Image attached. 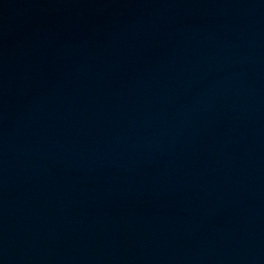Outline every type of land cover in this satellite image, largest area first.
Segmentation results:
<instances>
[{
	"label": "water",
	"instance_id": "95a60500",
	"mask_svg": "<svg viewBox=\"0 0 264 264\" xmlns=\"http://www.w3.org/2000/svg\"><path fill=\"white\" fill-rule=\"evenodd\" d=\"M0 264H264V0H0Z\"/></svg>",
	"mask_w": 264,
	"mask_h": 264
}]
</instances>
